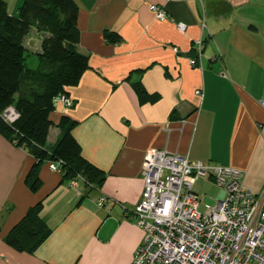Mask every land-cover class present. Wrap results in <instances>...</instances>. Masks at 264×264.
Listing matches in <instances>:
<instances>
[{
    "label": "crops",
    "instance_id": "obj_1",
    "mask_svg": "<svg viewBox=\"0 0 264 264\" xmlns=\"http://www.w3.org/2000/svg\"><path fill=\"white\" fill-rule=\"evenodd\" d=\"M4 1L15 15L24 0ZM74 2L76 50L88 68L66 90L70 108L55 99L45 150L60 139L65 116L102 182L95 189L81 178L74 187L78 176L50 171L49 159L39 162L0 133V264H131L143 234L130 212L141 197L148 149L239 169L244 186L264 197V0ZM152 5L167 19H156ZM107 31L121 40L108 42ZM46 36L31 30L25 37L28 69L39 67ZM198 41L201 55L191 66ZM30 56L34 69L26 64ZM136 83L157 99L139 103ZM30 89L36 88L25 83L22 92ZM31 170L40 182L36 191L26 181ZM37 203L50 234L32 253L19 252L6 237Z\"/></svg>",
    "mask_w": 264,
    "mask_h": 264
},
{
    "label": "built area",
    "instance_id": "obj_2",
    "mask_svg": "<svg viewBox=\"0 0 264 264\" xmlns=\"http://www.w3.org/2000/svg\"><path fill=\"white\" fill-rule=\"evenodd\" d=\"M150 11L158 20L167 19L154 5ZM177 29L184 32L185 25L178 23ZM196 46L191 66L198 63L202 42ZM58 101L65 108L72 106L65 95ZM0 117L10 125L19 114L8 106ZM60 165L50 162L48 168L56 172ZM140 175L143 190L130 217L143 236L131 264H264V197L244 186L243 171L192 162L187 155L166 149H148ZM200 179L220 188L214 205L204 204L196 192ZM79 180L80 176L71 185L76 187ZM104 203V197L97 201L99 207Z\"/></svg>",
    "mask_w": 264,
    "mask_h": 264
},
{
    "label": "trees",
    "instance_id": "obj_3",
    "mask_svg": "<svg viewBox=\"0 0 264 264\" xmlns=\"http://www.w3.org/2000/svg\"><path fill=\"white\" fill-rule=\"evenodd\" d=\"M77 17L74 0H24L15 15H10L5 1L0 0V112L13 106L19 114L10 125L0 117V133L16 147L29 149L39 162L60 161L59 170L65 178L80 176L85 184L98 189L102 173L81 156L80 147L70 133L73 124L65 116L59 123L63 130L60 139L51 152L45 150L55 99L66 96L67 89L77 86L88 68L87 58L76 50ZM31 30L47 35L41 43L40 65L36 70L25 65L23 42ZM104 37L110 43L121 40L114 32L107 31ZM25 83L36 89L22 92ZM133 87L139 103L157 99V95H147L139 83ZM33 172L30 171L26 181L30 189L36 191L40 182L33 178ZM40 210L41 203H37L27 211L6 237L9 246L19 252L32 253L49 236L50 229L41 220Z\"/></svg>",
    "mask_w": 264,
    "mask_h": 264
},
{
    "label": "rangeland",
    "instance_id": "obj_4",
    "mask_svg": "<svg viewBox=\"0 0 264 264\" xmlns=\"http://www.w3.org/2000/svg\"><path fill=\"white\" fill-rule=\"evenodd\" d=\"M26 64L29 68H36L37 60L34 56H30ZM195 190L199 194L200 197L203 198V203L208 205H214L215 199L218 196L220 192V188L217 187L212 181L206 180V179H200L197 181L195 185ZM203 206L200 207V210L202 211Z\"/></svg>",
    "mask_w": 264,
    "mask_h": 264
}]
</instances>
